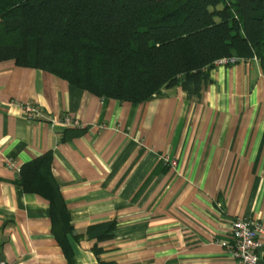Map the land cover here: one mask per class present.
<instances>
[{
    "label": "crops",
    "instance_id": "obj_1",
    "mask_svg": "<svg viewBox=\"0 0 264 264\" xmlns=\"http://www.w3.org/2000/svg\"><path fill=\"white\" fill-rule=\"evenodd\" d=\"M210 74L201 100L175 86L130 102L0 60V261L232 264V219L264 226V70L254 57ZM49 150L73 226L69 253L49 200L18 186L21 165ZM111 220L112 237L87 235Z\"/></svg>",
    "mask_w": 264,
    "mask_h": 264
},
{
    "label": "trees",
    "instance_id": "obj_2",
    "mask_svg": "<svg viewBox=\"0 0 264 264\" xmlns=\"http://www.w3.org/2000/svg\"><path fill=\"white\" fill-rule=\"evenodd\" d=\"M231 56L256 57L264 70V0H0V60L50 70L101 97L142 102L181 86L201 100L216 61ZM52 161L49 150L23 163L18 186L49 200L69 253L73 226ZM116 226L91 225L87 235L105 240Z\"/></svg>",
    "mask_w": 264,
    "mask_h": 264
},
{
    "label": "built area",
    "instance_id": "obj_3",
    "mask_svg": "<svg viewBox=\"0 0 264 264\" xmlns=\"http://www.w3.org/2000/svg\"><path fill=\"white\" fill-rule=\"evenodd\" d=\"M238 62V58L224 57L216 61V65H230ZM27 114L30 118L35 117L39 112L36 105H26ZM67 125H76L69 117L63 119ZM73 123V124H72ZM77 126V125H76ZM176 165V160H170ZM228 240L224 242L232 256V264H259V251L262 247L264 226L257 218L236 217L232 219L229 227ZM0 264H10L4 260Z\"/></svg>",
    "mask_w": 264,
    "mask_h": 264
}]
</instances>
